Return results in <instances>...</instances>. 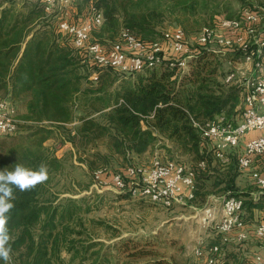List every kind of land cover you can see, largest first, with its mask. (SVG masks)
<instances>
[{"label": "trees", "instance_id": "16d2710c", "mask_svg": "<svg viewBox=\"0 0 264 264\" xmlns=\"http://www.w3.org/2000/svg\"><path fill=\"white\" fill-rule=\"evenodd\" d=\"M78 2L70 8L72 19L101 14L103 23L92 32V40L107 48L125 31L151 44L162 39L165 25H179L188 32L190 24L216 25L227 11L219 0H82L85 11L74 7ZM247 6L242 0L241 10ZM251 7L264 9V0H255ZM62 12L48 13L45 0H0V94L25 108L19 116V135L0 139V170H12L17 163L31 169L45 164L49 176L32 190H15V208L8 222L11 264H67L63 252L72 261L110 264L102 251L105 243L93 241L87 228L85 216L92 211L89 198L62 197L54 188L53 176L64 165L46 146L49 140L71 142L94 175L118 158L127 164L115 173L125 171L134 165L133 157L147 153L165 137L194 157L196 190L191 202L198 205L213 194L211 179H217L212 186L224 185L226 194H236L235 182L241 174L237 156L244 145L233 155L223 180L211 171L214 155L193 124H205L221 114L231 120L241 115L243 90L220 80L224 62L238 60L239 53L227 49L224 56L223 50L197 46L199 53L186 74L178 76L171 65L176 57L171 56L160 68L136 73L134 80L123 79L116 86L121 74L92 63L60 30ZM95 73L97 80L92 79ZM203 161L205 168L199 166ZM245 195L243 216L247 211L248 217L256 210L264 213V197L255 201L251 193ZM89 222L111 229L103 221ZM221 264L247 263L239 254H225Z\"/></svg>", "mask_w": 264, "mask_h": 264}, {"label": "built area", "instance_id": "2783aa9c", "mask_svg": "<svg viewBox=\"0 0 264 264\" xmlns=\"http://www.w3.org/2000/svg\"><path fill=\"white\" fill-rule=\"evenodd\" d=\"M77 0H45L48 13L63 11L60 30L68 33L77 49L85 51L92 63L112 68L123 76H130L144 70L160 68L164 60L175 56L172 67L178 69V76L190 71V61L199 53L195 51L182 28L168 29L160 41L147 44L125 31L111 48L92 40V32L103 23L101 14L75 21L70 8ZM248 6L234 18L220 17L214 26L204 27L197 37L198 46H215L225 53L233 49L240 54V60L251 65V72L244 77L243 110L234 120L225 114L205 124L193 121L194 126L206 141L222 167H227L243 144L238 157V170L248 173L258 191L253 193L255 201L264 196V9L251 7L255 0H244ZM257 10V11H256ZM223 50V51H222ZM230 64L233 62L230 61ZM236 71H229L225 82L234 84ZM97 74L92 76L97 80ZM17 110L8 99L0 98V137L19 133ZM205 168L203 161L199 164ZM103 170L94 173L96 182L102 183ZM107 176V175H106ZM113 184L119 194L142 197L166 209L182 201H192L195 196V171L184 163L155 156L148 164L132 165L113 177ZM209 222L214 214L209 207L205 211ZM244 199L229 195L223 198L222 214L216 224L217 235L222 243L207 246L201 240L194 249L196 257L206 264H221L224 258L222 244H240L251 239V229L245 221ZM252 236L264 246V216L255 225ZM253 264H264V253L254 255Z\"/></svg>", "mask_w": 264, "mask_h": 264}, {"label": "rangeland", "instance_id": "374dc122", "mask_svg": "<svg viewBox=\"0 0 264 264\" xmlns=\"http://www.w3.org/2000/svg\"><path fill=\"white\" fill-rule=\"evenodd\" d=\"M219 1L222 4V9L227 10L223 13L225 14L223 16L229 13L235 14V16L240 14L242 0ZM82 3V0H79L77 6L74 7L82 10ZM207 24L203 23L200 26L190 24L188 25V32L185 30L187 38L195 51H197L196 47L198 46V34L204 27L208 26ZM181 27L169 24L165 25L163 31ZM207 48L215 49L219 52L218 47L208 46ZM223 55L228 56L225 53ZM232 62V64L228 63V61L224 62L220 80L222 84H225L226 73L234 70L237 73V80L232 84V87L242 89L241 83L244 81V77L251 72V65L244 61L242 62L240 59ZM136 76L131 75L125 78L119 75V81H117L116 86L125 79L134 80ZM0 98L10 100L4 94H0ZM12 103L17 110V119L21 122L19 116L25 111L24 105L22 102L13 101ZM237 116L239 114L233 118L235 119ZM19 133L14 136L0 137V139H11L19 135ZM46 146L51 148V152L64 165L63 170L53 176L55 190L60 192L62 197L74 199L89 198L87 204L91 206L92 211L85 216L88 220L87 228L91 232L93 241L105 243L102 251L109 258L110 264H206L204 259L198 258L194 254V249L198 243L201 240H205L207 246L212 243H222L220 236L217 235L216 224L221 218L223 198L228 196L229 193L226 194L223 191L224 185L219 187L212 186L217 180L216 177L209 181L213 194L210 195L204 205L193 204L191 201L184 200L173 208L166 209L150 202L146 198L125 197L127 195L117 193L113 184V177L116 174L114 170L123 168L127 162L118 158L117 161L109 165V169H99L103 170L105 175L101 178L102 183H98L92 171L89 170L87 163L77 156L71 142L62 143L59 139H52L46 142ZM207 146L208 150L209 144ZM100 149L106 152L103 145L100 146ZM156 155L167 160L184 163L189 168H194V157L182 153L165 137H161L157 144L147 153L133 157L132 161L135 165L148 164ZM213 165H211V171L216 176H219L218 173H220L223 180L227 179V168L222 167L215 157ZM235 184L237 187L235 190L236 194L230 193V195H241V197L246 199V192L241 188L242 185H237L238 182H235ZM256 190L257 188L253 186L252 192ZM209 207L214 214L212 222L206 219L205 211ZM247 215H250L248 211L247 213L245 212L244 218L248 222L250 229H252L258 224L260 216H255L254 214L253 217H248ZM90 220L103 221L111 226V229L93 225L89 222ZM261 246L264 247L252 235L250 241L242 245L233 243L222 244L226 255L240 254L242 252L238 251L240 249L244 251L248 260ZM62 256L67 264H84L80 258L72 261L71 256L66 252H63ZM88 256L90 257V253Z\"/></svg>", "mask_w": 264, "mask_h": 264}, {"label": "clouds", "instance_id": "9594fccd", "mask_svg": "<svg viewBox=\"0 0 264 264\" xmlns=\"http://www.w3.org/2000/svg\"><path fill=\"white\" fill-rule=\"evenodd\" d=\"M48 168L40 164L31 169L17 163L12 170H0V261L12 262V236L8 227L10 213L15 208V190L29 191L48 180Z\"/></svg>", "mask_w": 264, "mask_h": 264}, {"label": "crops", "instance_id": "0c3cea01", "mask_svg": "<svg viewBox=\"0 0 264 264\" xmlns=\"http://www.w3.org/2000/svg\"><path fill=\"white\" fill-rule=\"evenodd\" d=\"M215 157V156H214ZM236 182H238V184L237 185H242V187L241 188H243L244 189V192H246V193H251V195L253 194V193H255V192H257L258 191V188L254 185V183L252 182V180L250 179V177H249V175H248V173H241L239 176H238V178H237V181ZM253 186L254 187H256L257 188V190L254 192H252V189H253ZM230 193V192H229ZM253 196V195H252ZM262 197H264V196H262ZM261 197V198H262ZM257 213V214H256ZM260 216V219H261V217H263L264 216V213L262 212V211H255V216ZM252 231H253V229H251V235H252ZM254 238V237H253ZM250 241V240H249ZM262 247V246H261ZM261 247L260 248H258V250L257 251H255V254H257V253H260V252H262V253H264V247H262V249H261ZM238 251H242V252H240V256L242 257V255H244V257H242L241 259L243 260V261H245L247 264L249 263V264H253V262H252V260H253V257H254V255L255 254H253L252 256H251V259L249 258V260L247 259V256L245 255V253H244V251L243 250H240V249H238ZM224 254H225V252H224Z\"/></svg>", "mask_w": 264, "mask_h": 264}]
</instances>
